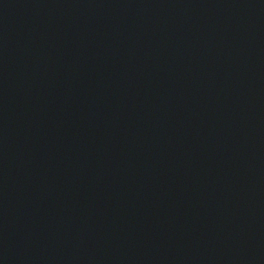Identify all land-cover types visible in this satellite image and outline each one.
<instances>
[{
    "label": "water",
    "instance_id": "obj_1",
    "mask_svg": "<svg viewBox=\"0 0 264 264\" xmlns=\"http://www.w3.org/2000/svg\"><path fill=\"white\" fill-rule=\"evenodd\" d=\"M0 264H264V0H0Z\"/></svg>",
    "mask_w": 264,
    "mask_h": 264
}]
</instances>
